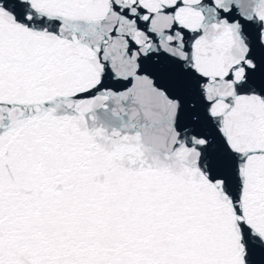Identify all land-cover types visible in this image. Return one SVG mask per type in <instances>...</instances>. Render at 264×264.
<instances>
[{
	"label": "snow or ice",
	"instance_id": "1",
	"mask_svg": "<svg viewBox=\"0 0 264 264\" xmlns=\"http://www.w3.org/2000/svg\"><path fill=\"white\" fill-rule=\"evenodd\" d=\"M0 264H264V0H0Z\"/></svg>",
	"mask_w": 264,
	"mask_h": 264
}]
</instances>
